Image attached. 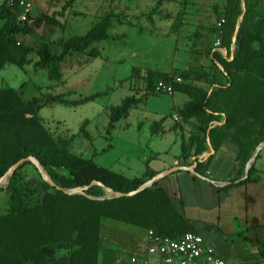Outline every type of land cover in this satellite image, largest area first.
I'll return each instance as SVG.
<instances>
[{"label":"trees","instance_id":"1","mask_svg":"<svg viewBox=\"0 0 264 264\" xmlns=\"http://www.w3.org/2000/svg\"><path fill=\"white\" fill-rule=\"evenodd\" d=\"M215 1L218 6H212L214 24L208 31L219 38L218 48L225 54L213 46L205 50L209 72L149 71L142 79L145 90L151 94L154 84L162 81L171 85L172 93L186 97L175 110L177 118L191 126L190 134L181 144L180 157L186 159L209 149L213 151L205 159L193 161L194 173L204 175L222 142L228 141L234 146L233 173L229 180L232 184L242 175L254 148L264 141V0H242L243 13L231 56L230 38L240 15V0ZM18 2L1 0L0 3V70L5 64L19 68L30 65L32 69L44 70L48 81H61L60 66L65 57L86 52L89 59L97 58L99 52L92 45L113 40L108 34L113 24L129 25L122 15L108 9L82 35L58 41L59 52L54 54L47 44L32 48L17 39L41 25L56 23L53 17L45 15L31 18L30 12L24 22H17ZM30 19L31 25H28ZM220 20L222 23L216 27ZM194 37L199 36L195 33ZM32 53L35 61L30 58ZM175 78L179 82H174ZM187 80L202 81L207 87L194 86ZM104 94L97 92L68 100L62 94L46 93L22 101L16 90L0 88V177L12 164L27 156L33 157L61 189L83 187L96 181L113 192L128 193L152 177L154 173L147 167L140 177L128 178L72 153L74 136L53 137L37 116V108L44 105L78 106ZM141 102L142 97L127 96L118 105L107 106L106 132ZM162 122L163 118L149 124L151 136L157 134ZM85 125L83 121L78 133L89 141ZM258 155L259 152L255 160ZM25 166L33 170L32 176L23 171ZM253 172L254 162L239 184L257 180ZM4 194L7 203L0 213V264H98L99 257L101 264H109L116 255L105 247L112 232L108 222L144 230V250L137 251L138 246L133 244L134 251L128 259L144 257L145 236L149 230L172 240L186 232L196 233L171 207L164 193L155 188V183L130 197L99 199L103 192L97 186L88 188L85 196L66 195L49 187L36 169L24 162L8 179ZM130 237L133 242L139 240L132 234Z\"/></svg>","mask_w":264,"mask_h":264},{"label":"rangeland","instance_id":"2","mask_svg":"<svg viewBox=\"0 0 264 264\" xmlns=\"http://www.w3.org/2000/svg\"><path fill=\"white\" fill-rule=\"evenodd\" d=\"M18 1L30 5L31 18L45 15L56 20L54 25H41L33 29L31 34L18 39L32 48L47 44L54 54L59 52L58 41L82 35L108 9L122 15L129 25L113 24L108 31L113 40L92 45L99 52V57L89 59L86 52L65 57L60 66V82L48 81L42 69L34 70L29 65L19 68L5 64L0 70V88L18 91L22 101L46 93L62 94L68 100H75L105 92L96 100L78 106L48 104L38 107L37 116L53 137L74 136L70 146L72 153L89 159L93 151L97 152V156L92 159L95 164L110 167L128 178L140 176L146 167L154 170L168 165L177 153L176 144H172L171 139L174 138L177 142V130L181 126V121L175 119V110L186 97L174 92L171 95L151 94L145 90L142 77L145 78L149 71L167 74L187 69L209 72L205 50L211 48L217 38L208 31L214 24L212 6L216 1ZM69 1V5L65 6ZM27 24L31 25V19ZM195 33L199 37H194ZM222 53L224 54V50ZM30 58L36 59L33 53ZM186 82L203 89L207 87L202 81ZM127 96L142 97V102L130 109L125 118L106 132V107L118 105ZM160 118H163L164 125L155 136H151L149 124ZM85 120H89L85 128L89 141L78 133ZM186 128L190 134L191 126ZM102 149L105 151L98 152ZM261 160H264V149L259 152L258 161L254 165ZM23 171L29 176L34 174L29 166H25ZM4 190L5 184L2 182L0 213L4 212L7 203ZM107 224L113 233L109 234L110 239L105 247L116 255L109 264H128V257L134 251L133 244L138 246L137 251L144 250L143 229L113 222ZM130 234L139 240L133 242ZM98 264H101L100 257Z\"/></svg>","mask_w":264,"mask_h":264},{"label":"crops","instance_id":"3","mask_svg":"<svg viewBox=\"0 0 264 264\" xmlns=\"http://www.w3.org/2000/svg\"><path fill=\"white\" fill-rule=\"evenodd\" d=\"M18 37L21 36H17V39ZM18 40L23 43L20 39ZM221 54L224 55L225 52ZM76 82L78 83L79 80ZM185 101L186 99L180 101L177 108ZM85 121L86 128L89 120ZM188 123L181 122L177 130V142L174 138L171 139L177 149L173 160L159 169H148L154 175L171 167L192 168L195 159L205 158L208 152H202L196 157L189 156L186 159L180 157L181 144L189 135L188 128H186L189 126ZM104 151L105 149H102L98 152ZM95 156L97 152L93 151L90 159ZM233 157L234 146L224 141L213 154L203 176L175 171L156 181L155 188L164 193L171 207L180 213L200 235L203 246L210 250L213 257L222 260L225 264H264V160L254 165L252 175L257 177V180L230 184ZM256 161L258 158L254 163ZM104 168L110 169V167ZM224 182H229V184L223 185Z\"/></svg>","mask_w":264,"mask_h":264},{"label":"built area","instance_id":"4","mask_svg":"<svg viewBox=\"0 0 264 264\" xmlns=\"http://www.w3.org/2000/svg\"><path fill=\"white\" fill-rule=\"evenodd\" d=\"M20 13L17 16V22H24L26 15L30 12V5L24 1H19ZM222 23L220 20L216 26ZM219 38L213 43L220 53L222 49L218 48ZM179 82L178 78L173 80ZM153 94L171 95L172 88L169 83L157 81L153 87ZM146 248L142 259L130 257L128 264H225L222 260L211 255L210 250L205 248L202 239L198 233L186 232L178 239L172 240L166 237H160L150 230L145 236Z\"/></svg>","mask_w":264,"mask_h":264},{"label":"water","instance_id":"5","mask_svg":"<svg viewBox=\"0 0 264 264\" xmlns=\"http://www.w3.org/2000/svg\"><path fill=\"white\" fill-rule=\"evenodd\" d=\"M242 13H243V5H242V0H240V15L237 18V24L235 25L234 31H233L232 36L230 38V53H229L230 56L232 55L233 44H234L235 37H236V31H237V28H238V23L241 20ZM214 125L215 124H212L211 126H214ZM206 138H207V136H206ZM263 147H264V141H262L261 143H259L254 148L253 152L251 153V155L249 156L248 160L245 162V164L243 166V170H242L241 177L239 179L235 180L233 183H239L242 179H244L247 176L248 170L252 166V164H253V162L255 160L256 154ZM212 153H213V151L211 149H209V151L206 154L205 158L207 156L211 155ZM24 162H29L36 169V171L38 172L41 180L43 182H45L49 187H52L55 190H60L62 193L66 194V195H80V196H85L84 195V192L88 188H90L92 186H97L103 192V196L101 198H99V199L130 197V196L134 195L135 193L140 192L141 190L150 187L156 181L162 179L166 175L171 174V173H173L175 171H185V172L190 173L191 175L198 176L196 173L193 172V167L192 168H187V167L178 166V167H171V168H168L166 170H163V171L158 172L157 174L153 175L149 179L145 180L134 191L128 192V193L113 192L111 189L102 186V184H100L99 182H96V181H91L89 184H87V185H85L83 187H75V188H69V189H61V188H59V187H57L56 185L53 184V182L49 179V177L47 176V174L44 172L43 168L38 164V162L33 157L27 156L25 158L19 159L18 161H16L14 164H12L6 170V172L0 177V185H1L2 182H4V184L6 186L7 185V182H8V179L10 178V176L12 175V173L14 172V170L18 166H20L21 164H23ZM228 184H229V182H224L223 183V185H228Z\"/></svg>","mask_w":264,"mask_h":264}]
</instances>
